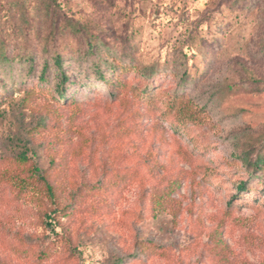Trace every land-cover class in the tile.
<instances>
[{
  "label": "rangeland",
  "instance_id": "obj_1",
  "mask_svg": "<svg viewBox=\"0 0 264 264\" xmlns=\"http://www.w3.org/2000/svg\"><path fill=\"white\" fill-rule=\"evenodd\" d=\"M258 155L264 0H0V264H264Z\"/></svg>",
  "mask_w": 264,
  "mask_h": 264
},
{
  "label": "trees",
  "instance_id": "obj_2",
  "mask_svg": "<svg viewBox=\"0 0 264 264\" xmlns=\"http://www.w3.org/2000/svg\"><path fill=\"white\" fill-rule=\"evenodd\" d=\"M54 65H55V71L58 75V82L56 89H58V94L61 97H64V90L62 88L63 84L68 80V76L66 75L65 71L62 68L61 64V58L59 55H56L54 57ZM47 68H43V71L41 72V75L45 73ZM100 78H103L102 75H99ZM27 159L24 156L17 157V159L14 160V162L11 163L9 170L6 172L0 174L1 179L8 180L9 178H15L20 181H27L33 178H37L39 182V188L42 189L49 197V200L51 203L54 204L56 201V195H55V187L51 182L48 180L47 172L45 170H40L36 165L30 163L27 164ZM241 161L248 163H252L250 159L246 156H241ZM26 164L22 167H19L20 164ZM254 163V169L262 170L264 171V159L261 156H257ZM246 182L240 181L236 185V189L238 191H244L246 189L245 186ZM58 209V207L52 208V212H55Z\"/></svg>",
  "mask_w": 264,
  "mask_h": 264
}]
</instances>
